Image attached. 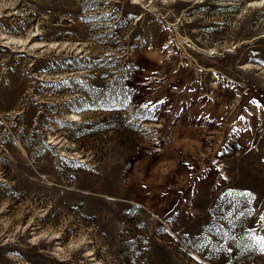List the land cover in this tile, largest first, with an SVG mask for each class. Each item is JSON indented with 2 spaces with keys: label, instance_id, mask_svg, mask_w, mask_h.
Segmentation results:
<instances>
[{
  "label": "rangeland",
  "instance_id": "rangeland-1",
  "mask_svg": "<svg viewBox=\"0 0 264 264\" xmlns=\"http://www.w3.org/2000/svg\"><path fill=\"white\" fill-rule=\"evenodd\" d=\"M264 0H0V264H264Z\"/></svg>",
  "mask_w": 264,
  "mask_h": 264
},
{
  "label": "snow or ice",
  "instance_id": "snow-or-ice-1",
  "mask_svg": "<svg viewBox=\"0 0 264 264\" xmlns=\"http://www.w3.org/2000/svg\"><path fill=\"white\" fill-rule=\"evenodd\" d=\"M261 243H264V241H261Z\"/></svg>",
  "mask_w": 264,
  "mask_h": 264
}]
</instances>
